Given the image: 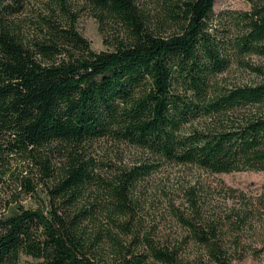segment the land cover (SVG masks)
<instances>
[{
	"label": "trees",
	"instance_id": "1",
	"mask_svg": "<svg viewBox=\"0 0 264 264\" xmlns=\"http://www.w3.org/2000/svg\"><path fill=\"white\" fill-rule=\"evenodd\" d=\"M246 1L215 12V0H0V191L45 195L35 208L0 198V264L243 258L249 206L201 219L190 191L179 236L156 242L131 221L128 195L163 163L264 171V0ZM84 12L116 26L111 49L79 31ZM234 65L255 79L222 82ZM100 139L145 160L114 168L95 155ZM256 197L264 213V182Z\"/></svg>",
	"mask_w": 264,
	"mask_h": 264
},
{
	"label": "rangeland",
	"instance_id": "2",
	"mask_svg": "<svg viewBox=\"0 0 264 264\" xmlns=\"http://www.w3.org/2000/svg\"><path fill=\"white\" fill-rule=\"evenodd\" d=\"M213 8L215 12L223 9L245 10L249 8V3L246 0H215ZM162 25L167 29L165 24ZM78 28L96 51L111 49L112 38L118 33L113 23L101 25L88 12L81 14ZM256 61V58H249L250 63ZM254 79L255 76L249 68L243 69L236 65L222 76V82L229 86ZM96 145L95 155L100 160L112 164L114 168L127 169L145 160V152L129 144L100 139ZM18 171L19 166L12 169L13 175L9 181H13ZM23 173L25 174V171ZM105 174L108 173L104 171ZM263 182L264 171L212 173L193 165L163 163L140 179L130 190L128 203L134 212L131 221L138 223L143 230L151 233L154 241L159 242L174 240L179 236L182 231L179 216L190 215V191L194 194L201 219L208 218L210 213L229 214L233 209L249 206L248 208L254 211L253 215H257L254 216V221L247 220L246 225L238 230L243 244H249L251 248L245 252L243 258L235 259L231 264H264V213L257 207L256 197L261 192ZM36 189L38 193L31 196L24 192L16 193L13 188L5 187L0 191V198L12 200L11 196H15L20 204L35 208L44 204L45 197L43 186L39 185ZM12 192L15 195H11ZM194 247L192 252L197 250ZM18 264H36V260L22 255Z\"/></svg>",
	"mask_w": 264,
	"mask_h": 264
}]
</instances>
